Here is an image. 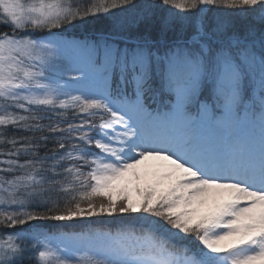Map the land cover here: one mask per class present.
I'll return each instance as SVG.
<instances>
[{"label": "snow or ice", "instance_id": "6c2138e0", "mask_svg": "<svg viewBox=\"0 0 264 264\" xmlns=\"http://www.w3.org/2000/svg\"><path fill=\"white\" fill-rule=\"evenodd\" d=\"M0 264H264V0H0Z\"/></svg>", "mask_w": 264, "mask_h": 264}, {"label": "trees", "instance_id": "16d2710c", "mask_svg": "<svg viewBox=\"0 0 264 264\" xmlns=\"http://www.w3.org/2000/svg\"><path fill=\"white\" fill-rule=\"evenodd\" d=\"M98 21H101V22H98ZM111 27H112V24H108L104 20L103 21L102 20H97L94 23H92L89 26H87L86 28L82 27V28H79L78 30L86 33V32H89L88 30L91 31L93 29L95 30V29L100 28V29H102L101 31H103V32H105L107 34V32H109L111 30ZM84 36H87V35H82V38ZM88 37H93V36H88ZM77 38H79V37H77Z\"/></svg>", "mask_w": 264, "mask_h": 264}, {"label": "bare ground", "instance_id": "6f19581e", "mask_svg": "<svg viewBox=\"0 0 264 264\" xmlns=\"http://www.w3.org/2000/svg\"><path fill=\"white\" fill-rule=\"evenodd\" d=\"M102 29L98 28V29H93V30H88L89 32H82V31H79L77 29L76 31V35L77 37H82V35H88V36H95V35H98V34H104L105 32L101 31ZM108 33V32H107ZM106 34V33H105Z\"/></svg>", "mask_w": 264, "mask_h": 264}, {"label": "rangeland", "instance_id": "374dc122", "mask_svg": "<svg viewBox=\"0 0 264 264\" xmlns=\"http://www.w3.org/2000/svg\"><path fill=\"white\" fill-rule=\"evenodd\" d=\"M99 20H104L106 23H108V24H112V22L110 21V20H108V19H106V18H101V19H99ZM97 21V20H96ZM98 22H101V21H98ZM104 23V22H103ZM105 24V23H104ZM105 34V33H104ZM88 36V35H87ZM79 38H82V37H79Z\"/></svg>", "mask_w": 264, "mask_h": 264}]
</instances>
